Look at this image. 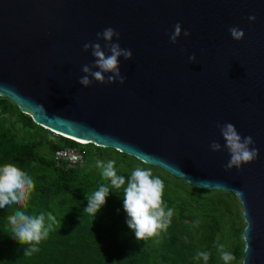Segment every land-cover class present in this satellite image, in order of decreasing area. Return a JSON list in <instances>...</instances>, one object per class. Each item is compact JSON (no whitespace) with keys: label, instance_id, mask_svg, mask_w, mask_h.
Listing matches in <instances>:
<instances>
[{"label":"water","instance_id":"obj_1","mask_svg":"<svg viewBox=\"0 0 264 264\" xmlns=\"http://www.w3.org/2000/svg\"><path fill=\"white\" fill-rule=\"evenodd\" d=\"M108 27L132 52L120 58L125 82L85 88L81 69L94 58L83 45ZM230 27L243 30L240 41ZM0 97L79 145L110 148L193 189L236 194L240 264H264V0H0ZM224 123L258 149L239 170L225 169Z\"/></svg>","mask_w":264,"mask_h":264},{"label":"rangeland","instance_id":"obj_2","mask_svg":"<svg viewBox=\"0 0 264 264\" xmlns=\"http://www.w3.org/2000/svg\"><path fill=\"white\" fill-rule=\"evenodd\" d=\"M0 99L5 100L1 97ZM6 104L9 105L7 111L0 113V134H7L4 141L11 140L15 144L25 145L38 143L39 146L34 150L35 160L26 168L19 167L11 160L0 159V166L14 164L35 183L26 207L10 205L3 210L4 222L10 209L24 211L32 216L43 212L46 226L49 223L47 215L52 214L55 221L48 230L47 239L42 240L43 243L47 242L46 246L49 245V251H55L57 254L63 251L70 253L72 239L76 242L77 239L90 240L98 244L100 238H107L109 241L106 251L89 246V250L83 252L81 264H99L98 260L101 256L105 257L103 264H198L197 253L209 244L214 249L213 264H224L220 245H223V251L231 254L234 245H241L243 249L241 234L244 221L236 194L193 189L183 180L176 179L159 168L143 165L134 158L110 148L92 145L76 146L80 149L84 160L74 168L72 173L74 180L67 187L72 192L81 191V197L76 200L70 194L55 193L50 187L55 178V169H45L39 166L37 161L38 157L51 159L47 146L52 140L47 138L33 122L34 126L24 128L20 123L18 113L21 112L18 111L17 106L8 99ZM109 160L115 161V169L119 174L130 177L132 170L141 167L151 169L153 176L163 181V205L166 211L168 208L173 209L171 223L166 231H162L156 237L137 241L134 233L127 227L124 210L117 208L112 216L102 215L107 203L117 204L123 199V187L120 189L111 187L110 181L101 175L102 169L97 167V161L106 164ZM99 182L106 183L110 193L105 205L94 217L85 213L84 208L87 207L88 198L97 191ZM240 263L241 259H233L229 262V264Z\"/></svg>","mask_w":264,"mask_h":264},{"label":"clouds","instance_id":"obj_3","mask_svg":"<svg viewBox=\"0 0 264 264\" xmlns=\"http://www.w3.org/2000/svg\"><path fill=\"white\" fill-rule=\"evenodd\" d=\"M249 21H254L255 16H249ZM181 25H174L169 41L175 44L181 36ZM231 38L240 41L244 32L242 29L230 27L228 29ZM183 35L188 37L190 33L184 30ZM119 40V33L111 28H105L96 34L95 42H86L83 50L91 55L94 63L83 65L81 71L83 76L78 83L83 87H89L93 81L99 84H113L125 82V78L120 73V58L125 61L130 60L132 52L130 49L121 48L119 43H114L113 39ZM100 41H103V46ZM195 55L189 56L190 62H195ZM95 69V70H94ZM220 135L224 141L223 148L229 153L230 159L225 166L226 170L233 168L239 170L241 165L249 164L258 156V149L250 147L254 141L251 136L241 137L232 123L218 124ZM212 152L222 150L221 144L213 141L209 145ZM97 167L102 169L101 175L110 181V186L116 189L123 187V210L126 213L127 227L134 233L137 241L146 240L158 236L162 231H166L171 223L173 209L167 211L163 205L164 183L159 177L153 176L151 169L137 167L132 170L130 177L125 179L118 176L115 169V161L109 160L106 164L97 161ZM126 185V186H125ZM33 179L14 164H4L0 166V209L9 205L27 206L30 194L34 190ZM110 193L109 187L101 186L87 200V207L84 212L95 215L105 205L106 198ZM48 225H45V214L41 212L37 216L26 214L24 211H16L7 217V223L11 227V238L20 245H29L24 250V256H31L39 251L37 247L42 240L47 239L49 229L55 217L47 215ZM221 259L224 264H229L234 259L232 254L223 251L220 245ZM210 253L199 252L196 259H202L207 264Z\"/></svg>","mask_w":264,"mask_h":264},{"label":"trees","instance_id":"obj_4","mask_svg":"<svg viewBox=\"0 0 264 264\" xmlns=\"http://www.w3.org/2000/svg\"><path fill=\"white\" fill-rule=\"evenodd\" d=\"M8 106L6 104V99H0V113H5L8 109ZM20 123L24 128H29L34 126V124L31 121V118L28 115H23L21 113H18ZM38 127V126H37ZM47 138L52 140V142L47 146V150L50 154L63 148H76L79 146L78 143H75L74 141H71L69 139H65L63 137H60L58 135H55L45 129H41L38 127ZM7 134H0V159L3 158L5 160H11L16 165H18L21 168H26L30 165V163L35 160L34 158V150L39 146L38 143H33L30 145L25 144H15L11 140L4 141V137ZM79 149V148H77ZM80 150V149H79ZM38 165L41 167H44L45 169H55L56 174L53 182L51 183L50 187L53 189L55 193H61V194H70L71 196H74L76 200H79L81 197V191H70L68 189V184L71 183L74 180V177L72 176V173L74 172V167H68L69 169H64L63 167H57L56 165H62L66 166L62 163H56L52 160H46L43 157L37 158ZM1 162V161H0ZM67 167V166H66ZM118 176H123L127 180L128 176L117 173ZM101 186H107L106 183L99 182L97 185V190ZM10 206V205H9ZM12 206V205H11ZM7 207V206H6ZM5 207V208H6ZM4 208V209H5ZM122 209L123 210V203L122 200H120L117 204L116 203H107L103 208V214L105 216H112L113 213H115L116 209ZM0 209V264H81L82 259L84 257L83 252L85 253L87 250H89V246H93L94 248H101L104 251H106L108 245L107 241L109 239L107 238H100L98 244L90 241V240H81L77 239V242L75 239L71 240L70 245V253L68 252H62V253H56L55 251H49L48 246H46L47 242H40V244L37 246L39 248V251L36 253H33L31 256H24V250L29 245H20L17 241L11 238L12 232L11 227L8 225L7 220L4 222L3 218V210ZM16 211L10 209L9 215L14 214ZM76 238V237H75ZM207 238V237H206ZM205 238V240H206ZM76 242V243H75ZM78 248L77 250H75ZM44 249V250H43ZM84 249V251H83ZM201 252H208L210 253V258L207 262V264H213V256H214V249L213 247H210V245H206L205 248ZM232 256L235 260L241 259L242 257V247L241 245H234L232 248ZM105 260L104 256H101L98 260L99 264H103V261ZM86 264V263H85ZM95 264V263H94ZM198 264H205V262L200 259L198 260Z\"/></svg>","mask_w":264,"mask_h":264},{"label":"built area","instance_id":"obj_5","mask_svg":"<svg viewBox=\"0 0 264 264\" xmlns=\"http://www.w3.org/2000/svg\"><path fill=\"white\" fill-rule=\"evenodd\" d=\"M51 158L54 162L65 164L68 167L77 166L84 160L82 153L77 148L56 150L51 154Z\"/></svg>","mask_w":264,"mask_h":264},{"label":"bare ground","instance_id":"obj_6","mask_svg":"<svg viewBox=\"0 0 264 264\" xmlns=\"http://www.w3.org/2000/svg\"><path fill=\"white\" fill-rule=\"evenodd\" d=\"M54 134H55V135H59L58 133H55V132H54ZM61 137L65 138V139H70V138L65 137V136H63V135H61ZM71 140H72V139H71ZM126 156H127V155H126Z\"/></svg>","mask_w":264,"mask_h":264}]
</instances>
